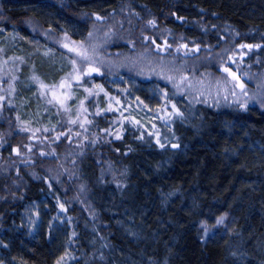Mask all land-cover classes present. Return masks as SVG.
Masks as SVG:
<instances>
[{"label":"trees","instance_id":"16d2710c","mask_svg":"<svg viewBox=\"0 0 264 264\" xmlns=\"http://www.w3.org/2000/svg\"><path fill=\"white\" fill-rule=\"evenodd\" d=\"M6 1L0 29L29 43L39 41L55 54L61 51L24 22L84 35L97 17L122 21L135 24V35L154 37L158 45L168 35L225 53L238 49L242 63L264 68V0H12L17 5L10 6ZM241 45L255 50L249 54ZM25 64L20 81H36L47 108H60L61 96L53 89L60 75L40 56H26ZM2 73L9 78L16 72ZM107 78L93 82L117 96ZM68 89L88 91L83 84ZM89 95L88 106L95 105L90 102L95 94ZM14 102H0V264H56L66 251L73 264H264L263 110L200 107L197 115L182 114L164 147L127 125L111 137L101 117L91 116L88 137L102 132L107 137L85 151L59 143L54 156L65 166L74 162L69 175L56 176L48 170L49 159L6 170L14 150L27 143L18 131L22 113ZM106 117L109 126L112 119ZM164 159L169 166L158 169ZM60 205L66 219L62 228L54 218ZM30 206H38L39 213L36 230L28 233L23 216ZM221 218L230 220L224 224L229 230L221 233L220 225L218 234L206 238L204 225Z\"/></svg>","mask_w":264,"mask_h":264},{"label":"rangeland","instance_id":"374dc122","mask_svg":"<svg viewBox=\"0 0 264 264\" xmlns=\"http://www.w3.org/2000/svg\"><path fill=\"white\" fill-rule=\"evenodd\" d=\"M5 1L0 0V24L6 17L2 6ZM10 2L17 5V1H6L9 6ZM95 22L94 25L87 24L89 29L84 35L72 29L70 33L56 32L24 22L28 31L54 45L62 52L60 54H55L39 41L29 43L31 41L20 34L0 29V81L5 82H0V102L19 103L22 121L18 131L27 136V143L14 150L12 160L7 159V171L11 170V166L31 165L33 159H49L50 162L46 164L49 171L55 172L56 176L69 175L74 161H69L65 166L54 156L53 148L60 143L66 150L82 148L85 151L87 145L100 139V136L116 138L126 125L141 128L153 136L159 147H164L172 138L171 128L182 114L197 115L200 107L212 110L257 107L264 111V68L257 70L242 63L238 49L225 53L215 48L178 43L168 35L158 45L154 37L141 33L135 35V24L128 26L122 21L97 19ZM142 26L146 27L147 24ZM249 50L250 54L255 49ZM78 52L85 53L86 58L78 55ZM25 55L29 59L40 56L48 61L50 71L55 76L60 75L53 82V89L61 96L60 108L50 111L40 92L42 87L38 88L33 79L29 82V79L20 81L22 79L18 78L21 68L27 65ZM33 68L34 65L29 69L32 71ZM225 68L229 71L226 72ZM2 71L16 73L8 78ZM229 73H234L237 79H233ZM96 77H108L107 86L117 96L106 95L104 88L93 82ZM72 84L86 85L88 91L72 92L68 89ZM89 94H95L94 100L90 101H96L95 105L92 103L88 106ZM18 98L20 101H16ZM91 116L101 117L107 135L102 132L100 136L88 137L87 124ZM106 116L112 119L109 126ZM169 164V159H164L158 162L157 167L167 168ZM37 207L30 206L24 213L23 223L28 233L37 228ZM54 218L61 228L65 225L61 205ZM227 222L230 224V220H227L204 225L206 238L218 234L220 225L224 226L221 233H226L229 228L224 224ZM129 225L125 224L126 232H132ZM58 261L60 264H73V257L66 251Z\"/></svg>","mask_w":264,"mask_h":264},{"label":"snow or ice","instance_id":"6c2138e0","mask_svg":"<svg viewBox=\"0 0 264 264\" xmlns=\"http://www.w3.org/2000/svg\"><path fill=\"white\" fill-rule=\"evenodd\" d=\"M97 19H99V17H97ZM149 23L150 24H154L155 22L154 21H149ZM89 35H91V33ZM65 46H67V45H65ZM240 47H242V48L247 47V48L251 49L253 47V45H241ZM256 47H259V46L257 45ZM71 50L75 51V49H71ZM78 55L86 58L85 53H83V52H78ZM74 63H75V61H73V64ZM224 70L226 72L229 71L227 68H225ZM89 71H96V69H89ZM229 74L233 76V79H237V77L235 76L234 73H229ZM240 87H241V89H243V85L242 84L240 85ZM241 106L244 107V105H241ZM161 146H163V145H161ZM173 147H178V145H173ZM61 208H63V205H61ZM221 221H222V218H221V220H218L217 222L220 223ZM62 259H63V257H61V260ZM57 264H60V262L58 261Z\"/></svg>","mask_w":264,"mask_h":264}]
</instances>
